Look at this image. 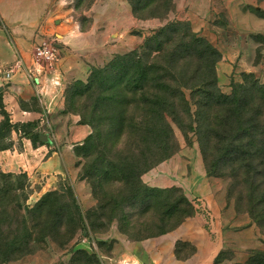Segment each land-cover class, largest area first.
I'll list each match as a JSON object with an SVG mask.
<instances>
[{
    "label": "rangeland",
    "instance_id": "374dc122",
    "mask_svg": "<svg viewBox=\"0 0 264 264\" xmlns=\"http://www.w3.org/2000/svg\"><path fill=\"white\" fill-rule=\"evenodd\" d=\"M15 5L24 6L25 12L35 16L32 29L26 37L30 60L35 61V47L41 40L57 43V60L51 65L59 62L69 46L60 36L74 30L80 32L85 41L87 40L88 50L84 53L85 56L83 54V60L86 59L83 61L85 74L82 77L69 76L66 79L61 90L63 107L56 120L64 121L66 116H76L77 124L87 123L89 133L92 131L90 124L93 123L94 114L109 117L120 113L119 106L110 102L106 106H100L96 112L94 104L97 98L109 96L113 90L104 84L103 87L93 85L89 91H84L92 72L103 70L118 57L136 49L153 32L177 22L185 25L189 32L206 40L215 49L216 54H206L199 58V54L192 53L186 60L178 61L175 65L169 61L168 55L159 60L161 66H166L167 63L174 65L173 74L165 75V78L173 76L172 87H175V84L188 87L201 84L204 93L193 92L190 95L185 91L190 105V116L183 114L180 104L173 100L175 106L173 105L171 110L179 112L184 125L180 127L174 120L169 119L170 130L161 132L157 137L169 141V146L156 147L155 139L149 135L144 137L143 142H139L138 147L145 150L148 164L153 166L137 179L141 193L148 197H144L145 200L142 199L135 206H132L133 202L128 201L122 206L124 214L134 213L135 216L122 219L117 214L116 218L109 221L105 216L88 215V212L96 209L98 203L103 204L106 200L102 198L103 191L120 190L128 195L134 192V186L131 180L124 179L116 183L101 177L99 179L103 191L101 194L100 191L96 193L90 183L92 179L86 178L85 169L97 157L100 160L116 159L115 165L118 160H125L126 164L123 163L124 166L118 167L117 170L125 169L129 175L130 158L134 159L137 155L134 148L136 139L131 135L114 134L96 142H85L88 134L80 144L73 147L72 168L68 176L57 181L56 185L46 188V180H30L24 173L11 174L7 182L14 189L16 199L7 206L8 211L15 204L20 205L17 210L20 212H23L24 208L31 209L45 194L55 192L58 198L49 209L57 212V216L51 235L35 243L32 253L13 255L7 259L10 248L6 246L9 251L0 258V264H82L77 260L79 256L74 255L78 250L95 253L100 264H115L117 260L113 259L122 253V242L138 243L168 235L174 239L175 257L185 260L183 262L193 263L190 257H201L208 251L210 244L212 245L214 220L204 217L202 211L204 207L212 216L207 200V197L210 202L212 200V181L216 186L221 210L224 214L233 215L232 223L239 225L234 227V231L240 234L244 229L249 230L247 236L237 235L232 246L227 245L221 249L213 264H264V145L259 142L252 145L244 142L239 157L233 161H225L221 157L222 146L212 136V133H221L229 128L224 120V108L212 106L211 103L210 109L203 108V114H195L197 106L205 101L204 95L210 91L208 84L213 83L215 79L219 92L224 95H230L233 89L242 94L246 89L252 103L261 105V95L253 90L252 84L256 82L264 86V0H48L44 4L37 0H16ZM182 34L180 29L177 36L182 37ZM182 43L183 41L175 39L169 48L179 54V51L183 50ZM232 49H239L238 55ZM70 55L76 53L71 52ZM241 57L244 58L243 68L254 67L256 72L239 70L237 65ZM210 60L212 72L209 67ZM227 61H235L230 62L233 65L231 73L225 72L224 63ZM43 65L49 66L46 63ZM218 71L222 75L219 82ZM109 76V73L103 74L97 81L105 82ZM226 89L227 93H224ZM32 106L39 107L36 99H33ZM131 108L129 105L126 107L128 116L132 114ZM0 112H3L2 109ZM2 121L3 117L0 123ZM32 126L27 127L32 129ZM108 126L110 127V120H105L101 129ZM130 128L129 125L128 129ZM195 129L201 134H195ZM39 130L48 131V128L41 126ZM262 138L264 139V136ZM6 145L5 139H1L0 148ZM201 150H204L205 154H202ZM169 153L172 154L165 158ZM138 159L141 158L137 157L135 162ZM100 162L95 163L100 166ZM169 162L174 166L175 174L166 171L150 176L154 170ZM102 163L108 167L105 160ZM198 174L203 178L200 185V180L197 181L198 192L202 193L194 197L188 196L184 187L170 184L176 183L179 178L196 179ZM167 176L169 181L165 184L162 178ZM110 177L114 178L115 175ZM151 191H155L153 195L150 194ZM70 196L82 215L80 226L75 221ZM183 198L191 206V212L187 215L184 213L187 208ZM145 210L147 212L143 216L136 215V212ZM104 212H112L111 206L105 208ZM183 216L185 217L182 218ZM71 218L73 222L69 220ZM73 224L78 225V230L74 237L67 241ZM186 224L191 228L190 233L182 230ZM172 225V230L140 241L128 240L118 230L120 227L168 228ZM197 226L202 234L195 233L194 228ZM8 240L14 241L16 237L11 236ZM237 253L245 254L246 259L241 260ZM210 263L212 264V260Z\"/></svg>",
    "mask_w": 264,
    "mask_h": 264
},
{
    "label": "trees",
    "instance_id": "16d2710c",
    "mask_svg": "<svg viewBox=\"0 0 264 264\" xmlns=\"http://www.w3.org/2000/svg\"><path fill=\"white\" fill-rule=\"evenodd\" d=\"M177 22L168 24L157 31L153 32L150 37L146 38L144 42L134 50H131L127 54L118 57L113 63L103 70L92 72L88 80V86L84 88V91H89L91 86L97 85L98 87L108 86V89H112L113 92L109 96H99L95 101L94 108L98 111L100 106H106L108 103L116 104L120 108V113L116 115H109L105 117L102 115L93 116V123L90 124L92 131L86 138L85 142H96L103 140L105 137L116 134L121 136L124 133L131 135L136 139V145L134 146L136 154L135 158H130L131 163L129 175L125 172V169L117 170L118 167L122 168L126 164L125 160H118V164L115 165L113 160H105L108 167L104 166L103 160L99 157L93 161L84 173L87 179H92L90 182L92 187L96 189V193L100 191L101 194V177L109 179L116 183H120L124 179L126 181L131 180L134 186V192L128 195L118 190H110V192L102 193V198H106L103 204L98 203L96 209L88 212L89 216H105L109 221L116 218L119 214L120 218L127 219L135 216L134 213L128 215L124 214L122 206L125 202H133L135 206L137 202H140L144 197L141 192V187L138 184L137 179L139 176L148 170L153 165L148 164V155L145 150L138 147L139 142H143L144 137H153L156 147L166 148L169 146V141L165 139H159L161 132H167L170 130V120H174L180 127L184 125L183 118L175 110H171V107L175 101L180 104L183 114L190 116V105L186 97V92L192 95L193 92L204 93V89L201 84L193 86L178 85L172 87L171 81L173 76L165 78V75L173 74V67L178 61H183L188 56L199 54V58L207 55L216 54L215 49L203 38L198 37L194 33L189 32ZM183 31V36H177V33ZM178 39L182 43L183 50L179 51V54L172 52L169 48L173 40ZM184 39V40H183ZM169 57L171 63H167L166 66L159 65V60L163 56ZM217 59V58H216ZM209 67L212 72V60L209 61ZM109 73V78L104 82H98L97 79L103 74ZM214 73V72H213ZM210 91H208L204 97L205 101L200 106L198 105L195 114H203L204 110L215 107H222L225 110L226 116L224 120L228 125L227 130H223L221 133H212V136L217 140L222 147L221 157L225 161H233L239 157V152L242 151L244 142L252 145L255 142L262 143L264 145V86L254 82L252 84L253 90L260 93L261 105H254L248 95H250L246 89H242V94H239L237 89H233L230 95H224L219 92L216 79L208 84ZM149 90V91H148ZM81 93V92H80ZM172 99V101H171ZM132 107V114L129 116L125 112L127 106ZM93 108V109H94ZM2 108L0 98V110ZM122 109V111H121ZM95 112V113H96ZM3 117V121L0 123V140L5 139L11 131L24 132L23 136L29 137L33 144L39 140V134H33L30 131H25L27 125L11 124L9 122L7 114L3 111L0 112ZM110 120V127H105L103 130L101 127L104 125V121ZM82 125L87 123H81ZM131 126L130 130L128 129ZM117 126V128H115ZM192 130V127L190 128ZM8 134V135H7ZM195 134H201L196 131ZM262 145V146H263ZM202 154H205L204 150H201ZM172 153H169L165 158L169 157ZM115 158H117L114 155ZM140 157L135 162V159ZM120 159V158H118ZM100 162L96 164L95 162ZM124 163V164H123ZM112 168L114 171H111ZM127 171V170H126ZM110 175H115L111 178ZM11 177L9 173L0 172V258L7 253L8 246L10 251L7 253V259L13 255H26L30 254L35 249V243L41 239L47 238L51 235L54 229V222L57 216V212H53L51 207L52 203H55L58 194L50 192L41 197L31 209H23V212L17 211L20 207L19 204L12 205L10 210H7V206L11 205L14 199H16L15 191L11 187V184L7 180ZM155 191H151V195ZM182 199V198H181ZM72 203L73 214L75 221L82 224L83 218L77 208L74 199L70 196ZM183 203L186 206L184 210L185 215L191 212V206L186 199L183 198ZM111 206L112 212L106 214L104 209ZM97 209L99 211H97ZM115 212H114V210ZM147 210L137 213V216H143ZM51 215V217H50ZM54 216V217H53ZM183 216L182 218H184ZM181 218V219H182ZM180 219V221H181ZM73 222V218L69 219ZM19 222V227H18ZM180 223V222H179ZM173 226L168 228H148L140 226L120 227L119 232L124 234L128 240L140 241L143 239L151 238L156 235H161L173 229ZM78 230V225L73 224L71 227V234L67 241L74 237ZM38 235L37 237H35ZM15 236L16 240L9 241V237ZM35 237V238H33ZM8 241V243H7ZM74 255L79 256L78 262L82 264H100L99 259L95 253L89 254L85 250H78L74 252ZM6 261V260H5Z\"/></svg>",
    "mask_w": 264,
    "mask_h": 264
},
{
    "label": "crops",
    "instance_id": "0c3cea01",
    "mask_svg": "<svg viewBox=\"0 0 264 264\" xmlns=\"http://www.w3.org/2000/svg\"><path fill=\"white\" fill-rule=\"evenodd\" d=\"M37 1L44 4L48 0ZM15 2L16 0H0V24L2 25L0 27V98L2 108L8 115L11 124L35 125L32 126V129L26 127L25 130L33 134L45 135L46 141L39 138L33 144L29 137L23 136L24 132L11 131L5 137L7 145L0 148V172L24 173L30 180H46L44 186L50 188L52 185H56L57 181L68 176L72 168L71 165H73L72 149L80 144L90 131L87 125L77 124L76 116H70V118L66 116L64 121L56 120L63 107L61 90L66 79L69 76L82 77L85 74L83 61L86 59L83 60V54L88 50V42L78 31L64 32L65 34L60 36V39L69 45L65 49L64 56L57 64L39 66L33 59L30 60L26 40L27 34L32 29L35 16L30 12H25V7L17 6ZM238 50L232 49L237 55ZM71 52H75L76 55H70ZM243 59L241 57L237 65L239 70L256 72L254 67L244 69ZM17 61L22 63L21 68L12 69L7 73ZM230 62L234 63L235 61ZM230 62L224 63L227 73H231L233 69ZM221 76L218 71V82ZM224 93H227V89ZM33 99L38 102V108L32 106ZM41 126L48 128V131L39 130ZM166 171L175 174V168L171 162L154 170L150 176L158 172L166 173ZM196 177L198 178L188 180L179 178L176 183L170 184L184 187L186 194L194 197L198 193H202L197 189V181L200 180L199 185L203 182L202 175L198 174ZM162 180L167 184L169 177L162 178ZM215 196L216 186L212 181L211 202L207 197L214 220L212 223V245L210 244L208 251L204 252L201 257H197V259L190 257L194 261L190 264H211V260L213 264L219 251L226 248L227 245L232 246L237 235L247 236L249 234L248 229L242 230L240 234L234 231V227L239 225L232 223L233 215L224 214L220 207L219 196ZM194 229L195 233L202 234L198 226ZM182 230L187 233L191 232V228L187 224ZM174 250V239L169 235L138 243L122 242V253L116 255L113 260H117L115 264L122 262L129 264H189L183 262L185 261L183 259L178 260ZM237 256L241 260H245L247 257L243 253H237Z\"/></svg>",
    "mask_w": 264,
    "mask_h": 264
},
{
    "label": "built area",
    "instance_id": "2783aa9c",
    "mask_svg": "<svg viewBox=\"0 0 264 264\" xmlns=\"http://www.w3.org/2000/svg\"><path fill=\"white\" fill-rule=\"evenodd\" d=\"M56 51H57L56 42L49 43L47 41L41 40L35 47V53H34L35 63L38 64L39 66H43V63L51 65L53 62L57 60ZM21 66L22 63L20 61H17L14 64L13 68L9 69L7 73L11 72L12 69H20ZM202 211L204 217L211 220L212 216L210 212H208V210L204 207H202ZM120 264H129V263L122 262Z\"/></svg>",
    "mask_w": 264,
    "mask_h": 264
},
{
    "label": "water",
    "instance_id": "95a60500",
    "mask_svg": "<svg viewBox=\"0 0 264 264\" xmlns=\"http://www.w3.org/2000/svg\"><path fill=\"white\" fill-rule=\"evenodd\" d=\"M39 138H40L41 140H43V141H46V136H45V135L40 134V135H39Z\"/></svg>",
    "mask_w": 264,
    "mask_h": 264
}]
</instances>
